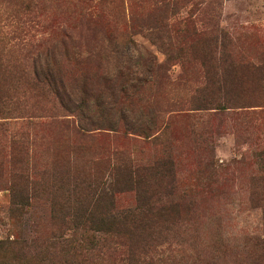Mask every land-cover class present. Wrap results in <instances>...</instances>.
Wrapping results in <instances>:
<instances>
[{
    "label": "rangeland",
    "instance_id": "374dc122",
    "mask_svg": "<svg viewBox=\"0 0 264 264\" xmlns=\"http://www.w3.org/2000/svg\"><path fill=\"white\" fill-rule=\"evenodd\" d=\"M157 1L104 0L103 10L113 20V47L118 42L129 57L141 52L146 62L156 57L171 66L172 84L152 94L161 104L183 99L190 105L166 111L161 119L188 117L147 136L133 134L114 113L99 108L94 122L101 129L88 131L95 138L83 140L75 134L80 119L34 81L37 50L46 53L65 31H74L80 6L0 0V241L16 235L37 240L45 255L35 264L64 263L66 257L47 245L75 226L76 210L89 207L87 187L110 182L118 173L119 152L138 164L170 155L176 200L182 210L191 209L176 238L163 247L161 264H264V157L259 156L264 151V0H199L201 10L176 17L194 23L201 34L196 42L186 36L184 24L169 26L175 19L158 10ZM109 60L105 67L113 68ZM209 78L222 84L214 88ZM203 105L206 109L193 107ZM128 121L140 126L145 118L136 111ZM22 143L37 185L30 211L21 217L13 208L22 187L17 171ZM118 205L134 207L135 194L124 192Z\"/></svg>",
    "mask_w": 264,
    "mask_h": 264
},
{
    "label": "trees",
    "instance_id": "16d2710c",
    "mask_svg": "<svg viewBox=\"0 0 264 264\" xmlns=\"http://www.w3.org/2000/svg\"><path fill=\"white\" fill-rule=\"evenodd\" d=\"M64 1L80 6L79 22L76 28H72L74 31H65L63 40L46 53L37 50L34 81L42 91L54 95L68 113L80 119L82 125L79 123L80 127L75 131L77 137L83 140L95 138L87 132L97 127L101 129L94 122L100 113L96 110L99 108L114 113V117L124 122L126 129L133 134L147 136L188 117L172 114L161 119L166 111L186 110L190 102L179 99L161 104L160 99L152 94L163 84H172L171 66L167 61L159 63L156 57H153L155 61L146 62L141 52L137 58L129 57L128 53H121L118 42L113 47L110 37L113 20L103 10L104 0ZM198 1L158 0L160 5L156 3V7L175 19L169 26L185 25L186 36L196 42L201 34L197 33L194 23L185 17L178 21L176 17L187 16L196 7L201 10L204 2L200 4ZM111 58L115 66L105 67ZM249 64L243 66L251 71L259 70ZM235 66L232 63L230 67ZM209 79L214 88L218 83L222 84ZM205 103L209 105L210 102ZM206 105L193 107L201 110L206 109ZM136 111L145 118L140 126L128 121ZM109 127L113 129V126ZM27 152V143H22V159L17 164L22 187L13 208L21 217L29 213L34 186L37 185L33 178L35 168H31L24 157ZM117 155L118 173L110 182L93 183L87 187L91 199L89 207L72 214L78 223L74 221L75 226L68 228L66 236L55 235L53 242L47 245L53 254L61 253L66 257L62 264H105L106 260L111 264H161L163 247L176 238L177 230H181L180 226L191 214L190 208L182 210V203L176 200L177 194L172 189L176 179L172 176L170 155L145 164L136 163L125 153ZM259 156L264 157V151ZM129 191L135 194L136 205H118L119 196ZM43 255L42 246L35 239L29 241L27 237L16 235L0 241V264H35ZM44 260L51 262L49 258Z\"/></svg>",
    "mask_w": 264,
    "mask_h": 264
}]
</instances>
